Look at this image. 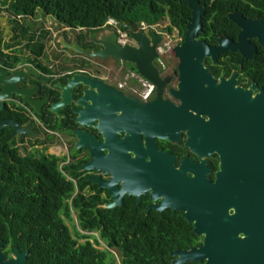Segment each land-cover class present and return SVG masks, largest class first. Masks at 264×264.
Returning <instances> with one entry per match:
<instances>
[{"label": "flooded vegetation", "instance_id": "1", "mask_svg": "<svg viewBox=\"0 0 264 264\" xmlns=\"http://www.w3.org/2000/svg\"><path fill=\"white\" fill-rule=\"evenodd\" d=\"M3 2L4 0H0L1 176L7 180L18 174V170L20 174L24 159L37 166L39 163L48 162L50 168L57 167L67 179L69 173L74 171L72 175L76 179L72 181L83 185L85 224L97 227L83 230V236L86 237L83 242L88 241L97 251L112 255L116 253L117 264H121V251L116 246H109L102 238L101 231L105 224L126 226L129 229L125 231V235L118 234L120 240L135 238L147 241L144 254L150 258L161 257L159 264H171L177 258L172 256L173 253L190 250L197 252L198 260L185 264H205L207 259L200 260L204 253L201 251L204 234L194 232V224L183 218L179 211L166 208L160 212L151 208L161 202L159 197L151 198L153 190L157 192L161 187H166L169 191H177L175 187L182 182L180 178L185 176L190 179L199 174L201 160L202 168L208 169L205 177L211 184L215 183L218 178L216 175L220 172V157L217 153L198 155L185 145L188 137L195 140L199 136L184 125L181 120L184 116L175 113L179 109L177 101L168 95L169 89H175L177 85L176 69L179 60L174 58L175 64L169 72V67L160 66L157 62L160 57L159 50L155 57L154 66L159 70L160 76L170 78L164 88V97L173 104L171 108L161 107L164 112L153 119L160 120L153 121V124L164 129L163 136L158 137L150 130L152 115L148 108L142 105L133 108L119 104L98 105L97 97L88 94L85 85L90 81L106 87L109 94L129 96L140 104L153 100L155 88L146 101L139 97L146 91L145 81L132 70L130 64L112 59L89 61L85 55L73 54L57 43V37L63 34L66 41L70 42V33L84 34L85 40L80 46L83 49L93 48L92 43L86 42L87 36L83 31L58 29L54 19L41 12H35L31 16L15 15L9 10V5H4ZM200 6H207L209 9V5ZM231 14L248 22L245 32L254 33L257 37L246 38L243 54L226 50L218 54L214 62L210 57H205L204 66L216 79L234 77L235 88L246 91L254 85L252 96L260 91L264 94V46L258 39L264 38V0H239L235 8L225 14L230 24L227 35L216 36L212 27H204L201 18V32L196 39L211 48L218 45L219 39L236 43L242 29L228 18ZM206 21L212 23L210 14ZM97 32L87 35L94 36ZM185 33L186 29L184 35ZM175 34L178 44L181 43L184 35L180 37L176 31ZM74 76L77 77L78 88H70L69 102L59 108L57 113L52 112V106L61 100L62 89ZM93 91L95 94L101 92L96 87ZM103 94L104 92L101 95ZM81 96L83 104L80 102L81 105H78ZM191 112L194 115L195 112ZM188 118L190 119L186 117L185 120ZM194 118L192 116L191 127L196 126L195 123L199 121L197 119L196 122ZM76 132L83 135V141H80L83 148H76L79 142ZM114 136L118 141L124 139L126 142H118L114 147ZM130 144H140L144 149L147 145L154 146L158 152L167 154L168 160L162 165L165 173L160 177L148 174L147 167L149 171V168L156 165L149 162L148 154L136 150L137 147L135 151L126 149L129 163H119L118 160L125 158L118 151L120 145L128 147ZM89 145H96L95 148H98L97 152L101 156L95 163ZM114 148L118 154H110L105 159L109 149ZM137 158L145 161H136ZM24 170L28 171V166H24ZM255 174L256 177H253L248 173L243 175L239 170H231L228 171V186L222 178L217 184L240 195L241 192L264 191V172ZM255 182H259V185H251ZM222 183L225 185H221ZM130 192L139 193V196ZM239 198L245 203L238 209L236 202H229L228 218L204 221L223 225L220 228H210L213 233L209 240L208 264H264V211L258 220L252 209L253 205L245 200V196ZM116 202H120V205ZM113 203L116 205L111 208L106 206ZM233 214L234 217L229 218ZM250 223L260 224L257 233H249L243 229V233L238 234L240 241L228 240L226 225ZM183 231L187 232L186 236ZM0 241L3 242L0 252L4 255L10 257L12 251L17 249L19 253L26 252L25 263L31 264L28 261V250L20 251L3 239Z\"/></svg>", "mask_w": 264, "mask_h": 264}, {"label": "water", "instance_id": "2", "mask_svg": "<svg viewBox=\"0 0 264 264\" xmlns=\"http://www.w3.org/2000/svg\"><path fill=\"white\" fill-rule=\"evenodd\" d=\"M187 5L190 11L188 23L185 26L186 33L181 43L176 44L172 48L174 58L179 60L176 73L178 75L177 85L175 89H169L168 95L177 101L178 111L175 112L179 116H184L181 120L184 125L193 130L195 135L199 138L192 140L188 137L185 145L195 154L208 156L215 152L220 157V172L217 173L216 181L211 184L205 175L208 169H203V161L200 162L201 170L199 174L188 179L183 176L180 178L182 182L175 187L177 191H169L166 187H161L160 191H152L151 198L159 197L161 202L158 205H152L151 208L157 211H164L166 208L172 211H179L182 213L189 223L194 224V232L201 235L204 234V244L201 251L200 260H206L208 264V248L209 240L212 235L210 228H220V224H208L204 221L212 220L213 218H228L227 211L229 209V202H236L238 209L243 205L244 200H240V196H245L246 201L250 202L253 206L258 220L262 217L264 211V191L254 192H241L242 195L225 190V187H219L217 181L221 178L226 181L229 177L228 171H241L244 174L248 173L250 176L256 177L255 172H264V94L260 91L255 96H252V90L255 87L252 85L248 90L243 91L240 88H235V78L230 79L219 78L216 79L210 73L209 69L204 66V58L210 57L212 61L218 54L226 50L231 52H238L243 54V47H246V38L257 37L256 34L245 32V26L248 24L245 20L237 15H228V18L235 23L241 30L236 43L227 39H219L218 45L215 48L208 47L205 42L198 41L196 36L201 32V18L207 9V6L201 7L198 0H181ZM124 29L128 30V36L131 41L130 44L121 46L117 44V35L114 31L103 30L99 31L94 36L89 35L88 43L94 45L93 48L83 49L75 39L67 42L64 36H59L57 43L62 48L71 51L76 55H85L89 59L107 60L112 59L120 63H127L132 66L135 71L143 80L151 83L154 88L155 98L151 101H146L140 104L129 96H124L119 93H110L107 88L95 85L88 82L85 86L88 89V94L97 97L98 105H112L119 104L120 106H127L133 108L135 106H143L150 110L152 115L151 132L162 137L164 129L161 126L153 124L156 116L162 114L161 107H172L173 104L164 97V88L169 82L170 78L161 77L159 70L154 66V59L157 54V49L165 40V36L157 33L154 29H148L143 32L139 29L137 24L128 22L122 25ZM70 30V29H69ZM82 30V29H80ZM76 29L75 31H80ZM259 42L264 46V38L258 37ZM77 77L74 76L62 89L61 100L56 105H53L51 111L57 113L58 109L64 107L70 100V88H78L76 83ZM83 86V83H80ZM96 87L99 94H95L93 88ZM102 92H104L103 95ZM78 105H81L80 102ZM27 97H25V101ZM83 104V102H81ZM94 105L93 102H91ZM194 111V115L192 112ZM81 113L77 117L80 118ZM197 122L196 126L191 127V119ZM188 118L187 121L185 120ZM205 117L206 119H203ZM185 120V121H184ZM197 128V131L195 129ZM79 138L76 148H83V135L79 132L75 133ZM116 147L118 141L114 136ZM126 142V141H125ZM136 143V142H135ZM123 147L120 145L119 153L125 158H121L119 163H129L128 152L126 149L135 151L141 150L148 154L150 163L155 164L154 168L148 167L146 172L154 174L157 177L162 176L165 171L162 168L168 158L167 154L158 152L154 146L147 145L144 149L140 144L127 145ZM93 145L89 148L94 157V163L100 160L101 156L97 152L98 148ZM0 153H2L0 149ZM116 153L114 150L109 149L108 156ZM136 161H145L142 158H137ZM93 163V162H92ZM220 177V178H219ZM221 185H225L222 183ZM251 185L258 186L259 182ZM131 187V186H130ZM131 193V192H130ZM139 196V193H131ZM120 205V202H116ZM116 204H107L108 208ZM235 214V213H234ZM234 214L229 218H233ZM227 226L228 240L240 241L238 238L239 233H243V229L249 233H257L260 227L258 223H250L248 225L231 224ZM227 240V241H228ZM3 242L0 241V247ZM197 252L190 250L188 252H175L172 256L177 258L171 264H185L186 262H195L198 260L196 257ZM26 252L19 253L17 249L12 251L10 257H7L0 252V264H26Z\"/></svg>", "mask_w": 264, "mask_h": 264}, {"label": "trees", "instance_id": "3", "mask_svg": "<svg viewBox=\"0 0 264 264\" xmlns=\"http://www.w3.org/2000/svg\"><path fill=\"white\" fill-rule=\"evenodd\" d=\"M198 1L200 5H209L202 18L204 27H212L216 36L227 35L230 24L225 14L234 9L239 0ZM3 4H8L15 15L31 16L41 12L52 17L60 28L83 29L86 42L87 34L101 31L108 18L127 32L122 27L124 23L144 24L150 29L167 20L164 31L167 34L176 31L183 37L190 16L187 5L181 0H4ZM209 14L211 24L206 21ZM74 39L82 45L85 35H76ZM21 165L20 174L18 170V174L7 180L1 176L0 166V239L20 251L28 250L31 264H117L112 254L97 251L88 241L80 242L86 238L83 230L97 227L85 224L83 185L72 181L76 179L72 175L74 171L67 179L57 167L50 168L48 162L37 166L24 159ZM24 166L29 170L25 171ZM107 225L102 227V238L121 251V264H159L161 257L150 258L144 254L147 241L120 240L118 234L129 229ZM183 234L186 236L187 232Z\"/></svg>", "mask_w": 264, "mask_h": 264}, {"label": "rangeland", "instance_id": "4", "mask_svg": "<svg viewBox=\"0 0 264 264\" xmlns=\"http://www.w3.org/2000/svg\"><path fill=\"white\" fill-rule=\"evenodd\" d=\"M55 23L57 25V28L60 29L59 24L56 21H55ZM166 26H167V20H164L159 25L154 26L153 29L156 32H159V33H161V34H163L165 36V40L163 41V43H162V45H161V47L159 49L160 57H159L158 64L165 65L166 68L169 67V68H167V70L170 72L169 69L175 64V59H174V56H173L172 48H173L174 45L178 44V39L176 37L175 31L172 32L171 34H167L164 31V28ZM64 29H66V28H64ZM62 31H63V29H62ZM57 39H58V37H57ZM107 61H109V60L107 59ZM71 216L73 218V222L76 223V218H75L74 212L71 213ZM66 224H67V226L69 228L71 227L68 222ZM80 242H83V240H80ZM115 254H113L114 255V258H117V256Z\"/></svg>", "mask_w": 264, "mask_h": 264}, {"label": "built area", "instance_id": "5", "mask_svg": "<svg viewBox=\"0 0 264 264\" xmlns=\"http://www.w3.org/2000/svg\"><path fill=\"white\" fill-rule=\"evenodd\" d=\"M100 29H101V30L108 29V30H112V31H114V32L116 33V35H117V44H119V45H121V46H125V45L131 43V41H130V39H129V36H128V32L122 30L121 28H119V24H118L115 20H113V19H111V18H108V19L105 21V23L103 24V26H102ZM139 29H140L141 31H143V32H145V31L148 30V28H147L144 24H140V25H139ZM150 29H153V28H150ZM74 30H76V29H74ZM157 33H159V32H157ZM161 45H162V43H161ZM161 45H160V46H161ZM160 46H159V47H160ZM159 47H158L157 51L160 49ZM158 61H159V59H158ZM158 61H157V62H158ZM159 65L162 66V64H159ZM137 76H138V75H137ZM139 77H140V76H139ZM139 77H138V78H139ZM140 78H141V77H140ZM141 79H142V78H141ZM142 80H143V79H142ZM144 81H145V80H144ZM144 85H145V87H146V91L142 92V93L139 95V97H140L143 101H146L148 98L151 97V95H152V93H153L154 86H153L151 83L147 82V81L144 82Z\"/></svg>", "mask_w": 264, "mask_h": 264}, {"label": "crops", "instance_id": "6", "mask_svg": "<svg viewBox=\"0 0 264 264\" xmlns=\"http://www.w3.org/2000/svg\"><path fill=\"white\" fill-rule=\"evenodd\" d=\"M73 31H75V30H73ZM80 31H83V29L82 30H80ZM76 32H78V31H76ZM76 35H72V34H69V41L71 40V39H74V37H75Z\"/></svg>", "mask_w": 264, "mask_h": 264}, {"label": "clouds", "instance_id": "7", "mask_svg": "<svg viewBox=\"0 0 264 264\" xmlns=\"http://www.w3.org/2000/svg\"><path fill=\"white\" fill-rule=\"evenodd\" d=\"M70 28H67V30H69ZM70 30H74V29H70ZM78 30H80V29H78ZM101 31H103V30H101Z\"/></svg>", "mask_w": 264, "mask_h": 264}]
</instances>
